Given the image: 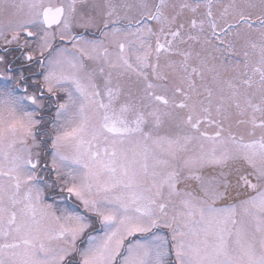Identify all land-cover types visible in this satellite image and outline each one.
Segmentation results:
<instances>
[{"label":"snow or ice","instance_id":"snow-or-ice-1","mask_svg":"<svg viewBox=\"0 0 264 264\" xmlns=\"http://www.w3.org/2000/svg\"><path fill=\"white\" fill-rule=\"evenodd\" d=\"M0 40V264H264V0H0Z\"/></svg>","mask_w":264,"mask_h":264},{"label":"flooded vegetation","instance_id":"flooded-vegetation-1","mask_svg":"<svg viewBox=\"0 0 264 264\" xmlns=\"http://www.w3.org/2000/svg\"><path fill=\"white\" fill-rule=\"evenodd\" d=\"M28 39H29V46H28V48L24 49L25 51L33 50V47H34V45H33L34 37L28 38ZM8 47L12 50L13 56H17V57L20 56V53L22 51L20 48H18L16 45H9ZM2 48H3V41L0 40V49H2ZM45 55H46V53H45ZM13 56L9 57L10 61H13ZM36 59L37 60L41 59V57H39V55L37 54ZM29 65H31V67H32L31 72L27 70ZM5 71H6L5 69L0 68V75H2ZM40 71H41V69L38 66H36V60H34L32 62H28V61L23 60L21 58L20 60L13 62L12 71H11L10 75H12L14 79H18V73L23 72V75L27 79L29 77L34 78L35 74L39 73ZM3 82H4L3 80H0V83H3ZM18 82L20 84V90L22 91L23 87H25L26 85H25L24 81H18ZM8 83H12V81H8ZM31 90L32 89L29 88V91H31ZM49 98H51V97H49Z\"/></svg>","mask_w":264,"mask_h":264},{"label":"rangeland","instance_id":"rangeland-1","mask_svg":"<svg viewBox=\"0 0 264 264\" xmlns=\"http://www.w3.org/2000/svg\"><path fill=\"white\" fill-rule=\"evenodd\" d=\"M54 2H58L57 0H54ZM227 2V0H225V3ZM54 28H55V26H54ZM61 42H59V39H57L56 40V44H60ZM33 45H34V47H33V49H35L36 48V38L34 37V39H33ZM46 55H47V53H46ZM41 79H42V77H41ZM58 95L59 96H62L63 95V93H58ZM52 109H53V111H54V106H52ZM48 110L47 109H45V112H47ZM50 130V129H49ZM50 159V158H49ZM49 179H51V177H48ZM49 202H51L50 200H49Z\"/></svg>","mask_w":264,"mask_h":264}]
</instances>
